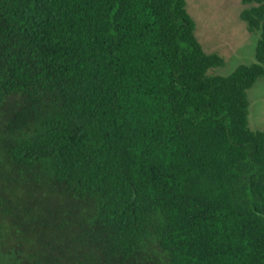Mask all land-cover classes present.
<instances>
[{
  "label": "trees",
  "instance_id": "1",
  "mask_svg": "<svg viewBox=\"0 0 264 264\" xmlns=\"http://www.w3.org/2000/svg\"><path fill=\"white\" fill-rule=\"evenodd\" d=\"M254 63L184 0H0V263L264 264V0Z\"/></svg>",
  "mask_w": 264,
  "mask_h": 264
},
{
  "label": "rangeland",
  "instance_id": "2",
  "mask_svg": "<svg viewBox=\"0 0 264 264\" xmlns=\"http://www.w3.org/2000/svg\"><path fill=\"white\" fill-rule=\"evenodd\" d=\"M185 8L195 23V36L207 54H217L223 61L210 75L229 76L238 66L254 63L258 32H248L239 14L240 0H184ZM248 127L264 131V79L246 91ZM6 261L0 264H5Z\"/></svg>",
  "mask_w": 264,
  "mask_h": 264
}]
</instances>
